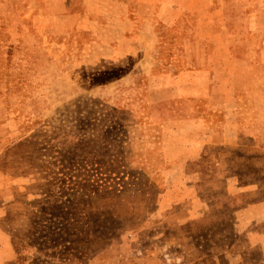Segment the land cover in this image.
<instances>
[{
  "label": "rangeland",
  "instance_id": "374dc122",
  "mask_svg": "<svg viewBox=\"0 0 264 264\" xmlns=\"http://www.w3.org/2000/svg\"><path fill=\"white\" fill-rule=\"evenodd\" d=\"M263 50L264 0H0V264H264ZM213 56L256 115L165 157L151 100Z\"/></svg>",
  "mask_w": 264,
  "mask_h": 264
},
{
  "label": "crops",
  "instance_id": "0c3cea01",
  "mask_svg": "<svg viewBox=\"0 0 264 264\" xmlns=\"http://www.w3.org/2000/svg\"><path fill=\"white\" fill-rule=\"evenodd\" d=\"M216 46L218 45L216 44ZM219 53L220 50L217 49V52H215V55H217L216 57H218ZM125 55L126 52L123 50L121 56ZM262 59L264 60V50ZM209 60L213 63L212 69L214 71H199L200 73L193 74L191 69L187 67L175 77L177 78V83L175 85H162V88L168 91L166 97H161L159 100H151L153 103H160V100L165 101L168 97L173 98L175 96L174 94H178L177 97H179L181 96L180 92L185 93L183 97L176 99L183 101L182 115L169 116L162 121L153 119L148 120L150 123H160L161 147L163 148L165 157L169 155V151L176 149L182 157L177 158V160L182 162L181 160L183 159L184 162H187L192 157L198 155L201 149L210 143L209 141L213 138L218 139V135H220L222 139L224 137L229 138L226 133L229 131L227 127L228 123H232V119L236 120L235 122L239 120V109L248 106L251 108L253 116L255 117L256 115L258 103L255 98L257 92L253 79L248 80V82L246 80L242 81V73L237 72L235 73L234 83L229 87L227 83L218 80L220 77L219 74L221 73H217V59L213 56L212 58L210 57ZM148 71L147 73V71L143 69L142 74L150 75V69H148ZM147 82L148 88H150V86H156L153 73H151V82L149 78H147ZM244 92L248 93L247 102L241 99L246 96ZM196 93L205 98H191ZM202 93H204V95H202ZM210 93L212 95L209 97ZM217 93H219V95ZM216 95H218L220 99H217ZM239 95L241 97H238ZM201 106L207 107L206 110H199L198 108ZM217 113L221 115L218 116ZM211 118H222L220 131L211 125L209 122ZM262 118L264 119V116ZM165 161L172 160L170 158H165Z\"/></svg>",
  "mask_w": 264,
  "mask_h": 264
}]
</instances>
